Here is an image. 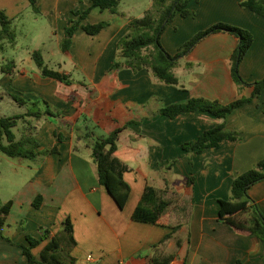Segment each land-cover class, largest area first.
<instances>
[{
	"label": "crops",
	"instance_id": "crops-1",
	"mask_svg": "<svg viewBox=\"0 0 264 264\" xmlns=\"http://www.w3.org/2000/svg\"><path fill=\"white\" fill-rule=\"evenodd\" d=\"M35 1L39 13L33 10L30 0H0V11H5L14 25L23 22L29 10L34 13V21L39 23L38 18H44L42 35H55L59 56L52 55L57 58L58 70L70 75L73 83L43 78L40 70L28 72L16 62L17 77L7 74L11 85L35 92L14 94L28 100L43 99L59 113L56 118L38 121L36 132L39 150L57 147L58 152L35 159L27 186L12 200L1 229L4 238L0 237V264H28L22 252V245H29L26 236L40 238L42 227L55 235L62 230L66 217L73 224L76 245L71 255L76 258L75 264H117L122 259L130 264H148L170 255L174 257L170 264H236L238 259L244 264H264V242L235 232L219 219L220 200L230 199L234 177L264 161V88L259 96L226 118L201 111L173 119L159 113L164 107L183 104L194 97L221 104L250 97L254 87L240 88L232 77V56L238 39L228 33L207 37L174 69L179 84L166 85L158 83L146 69L138 73L125 68L111 71L117 42L128 32L130 18L142 17L152 0L145 1L138 15L121 8L124 0L119 7L124 15L92 10L83 24L109 25L96 35L77 30L69 51L62 50L65 30L70 20H78L74 12L83 13L91 7L92 0ZM242 1H192L188 8L193 14L187 18L177 14L162 34L164 48L176 55L197 32L218 22L238 26L255 37L240 63V74L247 83L263 80L264 17L243 8ZM48 37L49 34L45 39ZM46 41H40L44 59L53 50ZM222 124L236 132V140H223L219 147L203 152L182 148L185 143L195 142L204 131ZM125 125L129 126L123 133L131 132L138 138L128 144L119 142V148L127 147L141 155L133 160L122 159L128 167L124 178L131 193L125 208L120 209L101 185L91 153L97 138ZM173 160L176 162L172 169L166 170ZM177 170L182 173L180 179L172 175ZM192 176L195 182L190 184ZM147 186L156 188L162 198L172 202L164 223L132 218ZM248 193L264 215V181L253 185ZM38 195H42L43 202L36 208L33 202ZM173 196L180 199L179 208ZM185 199L189 205L186 221L178 220L174 225L171 213H178ZM246 215L251 219L252 211ZM178 225L180 228L174 231ZM168 234L172 236L166 239ZM49 240L34 247L33 254L39 257Z\"/></svg>",
	"mask_w": 264,
	"mask_h": 264
},
{
	"label": "trees",
	"instance_id": "trees-1",
	"mask_svg": "<svg viewBox=\"0 0 264 264\" xmlns=\"http://www.w3.org/2000/svg\"><path fill=\"white\" fill-rule=\"evenodd\" d=\"M122 0H92V5L83 13L74 12L79 16L75 22L70 20V26L65 30V40L62 43V50L69 51L73 37L77 30L82 29L89 35H96L106 28L108 22L97 24H83L88 15L94 9L101 11L109 10L113 14L124 15L119 7ZM192 1L200 0H152L151 7L146 10L142 17H131L129 20V30L117 42V56L111 71L122 68L130 69L134 73L141 70H148L158 83L166 85H178L179 79L174 73L179 61L190 54L195 47L207 37L216 33H228L238 39V47L232 56V77L234 82L241 88L243 86H253L254 92L250 97H241L229 104H221L217 100H210L203 97L191 98L183 104H174L160 109L159 113L167 118H175L187 112H206L217 118H226L237 108L249 103L253 98L260 95L264 88V79L254 83H247L240 74V63L248 53L255 41L254 35L243 28L224 22H218L207 29L196 33L190 40L185 42L176 55H171L164 48L161 37L167 26L175 19L177 14L187 18L193 14L188 8ZM33 10L39 13L35 6L36 1L30 0ZM243 8L264 17V0H243L240 4ZM0 54L4 51L6 43L15 46L17 43V30L14 20L5 11H0ZM36 66L40 70L43 78H51L67 85L73 83L70 75L59 70L50 68L43 57L41 50H34L31 54ZM187 66H190L189 64ZM16 63L14 60L1 66V71L12 75ZM15 101L27 110L13 116L0 117V152L10 158L36 159L39 155L48 156L57 153V147L39 150L40 143L36 139L37 127L34 122L44 118H56L59 116L51 105L43 100H25L14 96ZM45 106L46 110H41ZM19 123H24L22 135L18 137L15 129ZM129 125L119 127L106 136L95 140L92 146L91 157L98 168L99 180L120 209H124L131 193V186L125 180L124 174L128 171L122 159L133 160L136 155H141L138 151L127 147L119 148V142L128 144L131 140L138 138L132 133H123ZM62 137L60 136V140ZM236 132L225 129L222 124L215 128L204 131L195 142H188L182 145L184 150L203 152L210 148L219 147L223 140H236ZM171 161L166 170H171L175 164ZM264 181V161L258 162L252 169L234 177L231 185V197L228 200H220L219 219L222 223L231 226L235 232L248 236H255L264 242V215L249 195V189ZM190 184L195 182V177H190ZM43 202L42 195H38L33 205L39 208ZM172 202L161 197L160 191L152 186H147L141 201L134 210L132 218L137 221L161 224L166 222L163 219ZM13 201H8L0 208V237L2 227L6 224L11 211ZM252 211L251 219L242 218V214ZM180 225L174 227V231ZM23 231L26 232L25 228ZM41 237L35 238L27 235L28 246L22 245V252L27 257L28 264H75L76 258L71 255V251L76 245L73 235V224L70 217H66L62 223V230L55 235L49 228L40 229ZM168 234L166 239L171 237ZM7 241H12L5 238ZM50 239L43 248L39 257L33 254L32 249L40 245L44 240ZM173 256L155 260L154 264H170ZM236 264H244L240 259Z\"/></svg>",
	"mask_w": 264,
	"mask_h": 264
},
{
	"label": "rangeland",
	"instance_id": "rangeland-1",
	"mask_svg": "<svg viewBox=\"0 0 264 264\" xmlns=\"http://www.w3.org/2000/svg\"><path fill=\"white\" fill-rule=\"evenodd\" d=\"M145 1L146 0H124L121 8L129 9L134 15H138L145 8ZM38 19L40 21L39 23L34 21V13L32 10H29L25 14L23 22H16L15 24V28L17 30L16 45L11 46L10 44L6 43L4 51L0 54V117L13 116L15 114L23 113L27 110L28 107H22L15 101L14 96L17 95L14 93H35L34 91L30 90L25 92L11 85L12 80H9L7 73H3L1 71V66L3 64H7L9 61L15 60V62L18 63L20 67L22 66L28 72L38 73L39 69L32 59L31 53L34 50H41L42 52L45 51V49L43 50V45L40 41L47 40L46 45H48V47L54 51L50 50L51 55H46L45 62L50 68L54 70L59 69L57 65L58 61H56L57 58L54 56H59L57 39L55 35L48 32H44L42 35V29L40 27L41 25L46 24V20L42 17H39ZM48 34L49 37L45 39ZM16 70L17 69L15 67L11 76L13 79L17 77ZM18 97L22 98L21 96ZM41 110H46V107H41ZM34 125L38 127L39 123L34 122ZM24 127V123H19L18 127H16L15 131L18 137L22 135ZM99 132L102 134V131L99 130ZM35 163V159L10 158L0 152V208H2L8 201L13 200L18 194L22 192L24 187L27 186L31 175L33 174V171L30 168L34 166ZM172 175L174 178H182V173L179 170H177L176 174ZM176 185H180V183H176ZM170 186L172 185L169 183L168 188H170ZM175 198L176 196H173V199ZM175 201L179 204L177 207L179 208L180 199H175ZM187 204L188 201L186 199L183 200L180 211L178 213H171L170 221L172 224H178V220H180V222L186 221V212L189 207ZM188 214L189 213H187V215ZM245 215L242 214V218L247 219L246 217L248 216ZM183 236L186 237V234L184 233Z\"/></svg>",
	"mask_w": 264,
	"mask_h": 264
},
{
	"label": "built area",
	"instance_id": "built-area-1",
	"mask_svg": "<svg viewBox=\"0 0 264 264\" xmlns=\"http://www.w3.org/2000/svg\"><path fill=\"white\" fill-rule=\"evenodd\" d=\"M92 257H90L89 259H91ZM117 264H130L129 262H127L126 260H119ZM148 264H154V263H148Z\"/></svg>",
	"mask_w": 264,
	"mask_h": 264
}]
</instances>
